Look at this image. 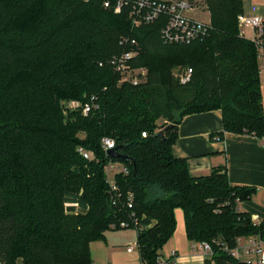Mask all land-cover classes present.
Here are the masks:
<instances>
[{"label": "trees", "instance_id": "obj_1", "mask_svg": "<svg viewBox=\"0 0 264 264\" xmlns=\"http://www.w3.org/2000/svg\"><path fill=\"white\" fill-rule=\"evenodd\" d=\"M116 4L0 0L1 258L92 264V242L137 220L142 264H161L181 209L188 239L209 243L214 264H246L223 245L264 239V221L255 224L239 209L255 189L233 186L223 168L193 176L187 160L173 154L182 120L216 110L223 131L214 140L226 133L264 139L262 49L240 35L243 0H205L211 30L187 45L164 42V17L137 27L131 11L116 13ZM123 38L140 49L129 65L147 71L137 85L123 81L112 62L132 48ZM70 102L79 108H68ZM105 137L130 160L110 159ZM80 149L93 157L85 159ZM110 161L129 170L116 175L112 194Z\"/></svg>", "mask_w": 264, "mask_h": 264}, {"label": "crops", "instance_id": "obj_2", "mask_svg": "<svg viewBox=\"0 0 264 264\" xmlns=\"http://www.w3.org/2000/svg\"><path fill=\"white\" fill-rule=\"evenodd\" d=\"M245 14L256 13L264 18V0H243ZM210 19V15H209ZM264 41V39H263ZM264 106V56L259 59ZM179 137L173 154L185 158L193 176L210 174L213 169L227 170L233 186L254 188L252 197L239 204L241 212L264 221V139L256 136L226 133L223 140L213 135L223 131V118L219 110L185 117L178 128ZM176 231L162 251V258L169 264H214L203 258L199 244L188 239L184 212L175 210ZM137 242L136 229L109 231L104 241L90 244L93 264H142L139 248L128 252ZM177 253L174 259L172 252ZM242 255L245 257L242 259ZM255 259L240 251V261ZM247 259V260H246Z\"/></svg>", "mask_w": 264, "mask_h": 264}, {"label": "built area", "instance_id": "obj_3", "mask_svg": "<svg viewBox=\"0 0 264 264\" xmlns=\"http://www.w3.org/2000/svg\"><path fill=\"white\" fill-rule=\"evenodd\" d=\"M205 2V0H117L115 6V12L120 13L124 9L131 11V18L134 26H140L143 24H152L162 17L165 18V26L162 28V39L167 44H191L197 40L206 37L211 30V21H201L196 19V15L200 13L201 9L197 6L198 2ZM105 6L110 7L109 3H105ZM239 32L241 36H244L245 29L253 30V40L260 47L261 55L264 56V18L256 13L245 14L242 13L238 17ZM121 44L132 47L130 51L122 54L119 57L113 58V65L117 72L122 76L123 81H130L137 85L146 79L147 71L145 69H134L129 65V62L135 58L139 53V46L135 40L130 38H123ZM192 70H188L186 76L182 77L183 83L189 81ZM70 109H78L79 102H70L65 104ZM91 106L86 104L82 108L84 115L90 113ZM144 137L146 133L142 134ZM102 146L107 152L110 149H115V141L111 138H103ZM80 153L85 159H91L93 155L90 152L80 149ZM106 176L110 185V192H117L118 186L115 181V177L118 173L128 174V168L119 162L110 161L105 167ZM128 208H133V195H129ZM252 221L255 224H259L260 221L257 217H252ZM138 221L135 220L132 227L127 222H122L119 226L121 230L134 228L137 229ZM114 229L117 228L113 225ZM201 255L203 258L212 261L213 251L209 243H198ZM135 248H139L137 242L130 245L128 252H132ZM225 251L232 257L240 260V251H243L247 256H255V259H248L246 264H264V239L258 236L241 237L237 239V245L234 249H230L223 245ZM174 259L177 258V253L172 252ZM161 264H169L163 258L160 260ZM213 262V261H212ZM214 263V262H213ZM0 264H6L0 256ZM93 264V263H92Z\"/></svg>", "mask_w": 264, "mask_h": 264}, {"label": "rangeland", "instance_id": "obj_4", "mask_svg": "<svg viewBox=\"0 0 264 264\" xmlns=\"http://www.w3.org/2000/svg\"><path fill=\"white\" fill-rule=\"evenodd\" d=\"M197 6H199V8L201 9L200 13H198L195 17L196 19L198 20H201V21H208L209 20V12L208 10L206 9V5H205V2H198L197 3ZM244 37L246 39H249L251 40L253 38V30L252 29H245L244 30ZM242 259L245 257L244 255L241 256ZM248 259V257H247ZM246 259V260H247ZM250 259V258H249Z\"/></svg>", "mask_w": 264, "mask_h": 264}, {"label": "water", "instance_id": "obj_5", "mask_svg": "<svg viewBox=\"0 0 264 264\" xmlns=\"http://www.w3.org/2000/svg\"><path fill=\"white\" fill-rule=\"evenodd\" d=\"M107 156H108L110 159L130 160L129 157H127V156H123V155H121L120 153H118L117 148L108 150V151H107Z\"/></svg>", "mask_w": 264, "mask_h": 264}]
</instances>
